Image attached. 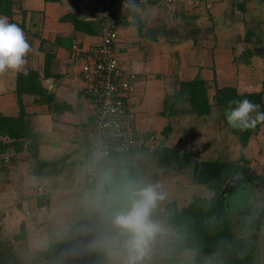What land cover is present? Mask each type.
I'll return each instance as SVG.
<instances>
[{"label":"crops","instance_id":"crops-1","mask_svg":"<svg viewBox=\"0 0 264 264\" xmlns=\"http://www.w3.org/2000/svg\"><path fill=\"white\" fill-rule=\"evenodd\" d=\"M107 12L100 0H14L11 16L3 15L23 29L32 51L23 71L0 74V114L17 117L24 109L28 135L18 145L0 136V264H82V251L105 243V264H124L127 235L113 215L149 185L163 197L151 212L158 239L168 233L169 204L182 210L196 198L217 197L235 204L241 194L248 196L238 204L247 198L259 207L264 201L250 186L246 163L240 187L232 183L240 171L226 165L240 161L221 157L223 128L235 133L240 147L243 130L228 125L229 106L213 99L224 87L241 94L262 91L264 47L245 45L239 32L248 21L264 27V0H212L211 9L180 0H137L114 50L123 68L137 75L128 110L137 128L160 145L104 160L95 187L87 190L96 107L82 76L90 60L77 57L73 47L101 41ZM67 16L85 28L77 29ZM263 36L251 35L250 43L262 44ZM250 48L256 53L245 58ZM27 72L37 74L30 84L35 92L20 97L18 78ZM197 80L208 87L210 113L181 96L184 85ZM255 137L244 149L253 147Z\"/></svg>","mask_w":264,"mask_h":264},{"label":"trees","instance_id":"trees-1","mask_svg":"<svg viewBox=\"0 0 264 264\" xmlns=\"http://www.w3.org/2000/svg\"><path fill=\"white\" fill-rule=\"evenodd\" d=\"M48 1V0H47ZM14 0H0V15L11 16ZM77 29H84L85 22L74 16H67ZM252 48L245 51L244 57L254 55ZM49 56V55H48ZM49 61V59H48ZM49 65V62H47ZM33 75V77L31 76ZM37 78L35 72L19 75L17 93L33 94L31 84ZM181 96L190 100L195 109L203 113H210V97L208 87L204 81L197 80L184 85ZM249 99L258 104L259 111L264 112V86L258 93H239L234 87L219 89L213 98L223 106L235 107L230 104L233 100ZM22 104V102H21ZM264 123H258L254 128L243 130L241 141L246 147L251 138L257 136ZM0 136L11 140L14 145L22 144L27 139V124L25 111L17 117L0 114ZM6 148L2 149L4 152ZM233 173L241 169V163L227 164ZM250 186L255 185L264 197V175L248 177ZM220 197L202 199L196 198L186 208L180 210L176 203L167 206L165 223L168 234L164 238L151 240L149 245L156 243L159 252L155 257L145 255L140 264H264L259 259L261 251L260 241L264 227V206L257 207V211L243 213L239 218L237 211L246 209L247 204H229ZM241 216V215H240ZM110 245L102 244L98 247L82 251V264H103L108 258Z\"/></svg>","mask_w":264,"mask_h":264},{"label":"built area","instance_id":"built-area-1","mask_svg":"<svg viewBox=\"0 0 264 264\" xmlns=\"http://www.w3.org/2000/svg\"><path fill=\"white\" fill-rule=\"evenodd\" d=\"M108 8L102 23L101 41L89 48L74 45L77 57H86L90 63L82 69L85 94L96 107L91 137L93 145L86 167L87 190L95 187L101 163L118 155L148 150L160 145L155 135H144L137 128L135 116L129 112V101L136 90L137 75L123 68L114 50L119 27L129 16L137 0H100ZM169 2L175 0H168ZM190 6L212 8V0H180ZM5 164L10 163L8 156Z\"/></svg>","mask_w":264,"mask_h":264},{"label":"clouds","instance_id":"clouds-1","mask_svg":"<svg viewBox=\"0 0 264 264\" xmlns=\"http://www.w3.org/2000/svg\"><path fill=\"white\" fill-rule=\"evenodd\" d=\"M31 51L23 29L10 23L6 16H0V74L23 71ZM230 104L235 107H228L225 111L229 126L245 130L264 123V112L259 111L260 106L251 100H233ZM162 198L151 185L142 187L133 193L130 206L115 214L114 225L127 235L124 264H140L147 253L151 240L159 231V226L151 219V212Z\"/></svg>","mask_w":264,"mask_h":264},{"label":"rangeland","instance_id":"rangeland-1","mask_svg":"<svg viewBox=\"0 0 264 264\" xmlns=\"http://www.w3.org/2000/svg\"><path fill=\"white\" fill-rule=\"evenodd\" d=\"M231 14H232V12H231ZM241 27H242V30L239 33L241 36H243V41H244V43H246L245 45H250V46L253 45V47L256 48V49H254L255 51H258V48H261V46H262V48L264 47V42H263L264 41V36H263L264 27H260V25L258 23H256L255 20H254V22L248 21L246 24H243ZM250 34L253 36H258V35L263 36V37H261L262 38V44L257 45V44H254L252 42L250 43V41L252 39ZM254 45H257V46H254ZM258 46H260V47H258ZM245 48H246V46H245ZM263 84H264V81H263ZM253 115H255V113H253ZM263 130H264V128H263ZM260 133H259V135H257L254 138L253 147H249L248 149L247 148L244 149L245 147H242V146L240 147L239 138L235 137V133H231L226 128H223V155L221 154V157H223V159L226 160L227 163L228 162L236 163L239 161H240L239 163H241V165H244L246 163V167H248V170H249L248 173H250V175H252L253 173L259 174V175H264V138H263V135L262 136L260 135ZM239 196H240V198L238 197L239 199L237 197H234L233 201L237 200V203H235V204H238L239 200H241V198H243L242 196H248V195H242L241 194ZM246 199L247 198L244 199L243 205L247 204ZM121 202H124V199ZM254 203L255 202L252 203L251 201H249L246 209H242V211H237L236 213H238V212L245 213V212H249V210L256 212L258 210L257 204H254ZM261 206H264V201H262V203L260 204V206L258 208H260ZM120 211L121 210H119L117 208V210H115V213L113 216H115V214L117 212H120ZM243 213L240 214L241 216L239 214H237L236 216H239V218L240 217L242 218ZM101 221H102V219H101ZM157 233L155 234L153 239H155L157 237ZM167 234L168 233H166V230H164L163 238L165 236H167ZM262 239L263 240L260 241L261 251L259 252V255H260L259 259L262 260L264 263V227H263V231H262ZM158 252H159V249H158L156 243H153L152 245H149L147 253L145 255L155 257L158 254ZM106 261H107V259L103 262V264H105ZM114 263H112V264H114ZM142 263L145 264L144 261H142ZM155 264H158V262H156Z\"/></svg>","mask_w":264,"mask_h":264},{"label":"water","instance_id":"water-1","mask_svg":"<svg viewBox=\"0 0 264 264\" xmlns=\"http://www.w3.org/2000/svg\"><path fill=\"white\" fill-rule=\"evenodd\" d=\"M243 178V174L242 171H240L233 179L232 183H235L236 185H238V181L242 180ZM232 189V184L228 185L227 187V191H230Z\"/></svg>","mask_w":264,"mask_h":264},{"label":"flooded vegetation","instance_id":"flooded-vegetation-1","mask_svg":"<svg viewBox=\"0 0 264 264\" xmlns=\"http://www.w3.org/2000/svg\"><path fill=\"white\" fill-rule=\"evenodd\" d=\"M240 171V170H239ZM241 182H239V185L237 187H240Z\"/></svg>","mask_w":264,"mask_h":264}]
</instances>
